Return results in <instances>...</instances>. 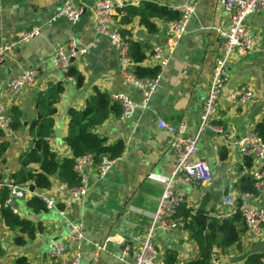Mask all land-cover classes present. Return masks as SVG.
Instances as JSON below:
<instances>
[{"label": "crops", "instance_id": "0c3cea01", "mask_svg": "<svg viewBox=\"0 0 264 264\" xmlns=\"http://www.w3.org/2000/svg\"><path fill=\"white\" fill-rule=\"evenodd\" d=\"M67 1L84 9L82 18L77 23L65 18L51 21ZM138 1L140 4L154 2L171 9L180 4V0ZM96 2L0 0V48L16 42L23 31L39 30V35L30 42L9 51L0 65V103L5 105L8 116L13 107L20 108L23 122L22 128L11 135L0 133V143L9 142L5 161L0 162L2 182L20 170L21 155L36 146L29 128L38 118L37 96L49 84L61 81L65 88L54 116V130L48 139L60 159L73 156L65 142L68 112L70 109L83 110L94 88L107 92L112 98L124 95L133 103L143 102L142 90L123 82L119 50L107 36L95 30L93 10ZM155 23L158 31L153 34L140 25L138 18L127 27L131 40L140 43L144 49L146 59L142 66H162L153 59L152 51L155 47L164 50L161 78L148 108L138 109L130 119L111 117L92 130L108 144L122 142L123 154L114 160L105 176H99L94 170L86 171L88 189L84 196H71L60 188L54 177L50 189L36 188L25 200L17 201L18 215L41 225L42 230L32 240L24 237L26 243L18 245L15 238L20 234L0 223V264H17L22 257L29 264H53L48 261L47 252L54 242H67L71 224L83 227L81 264H134L174 166L171 134L158 128L157 123L159 120L173 125L185 122L188 136L195 138L198 135L212 69L221 57L217 29L229 27L230 18L219 0H197L187 32L171 52L167 51V22L155 19ZM245 23L254 34L257 49L230 63V79L224 87L214 120L222 132L206 130L198 140L196 159L206 167L210 180L176 188L194 210L207 199L206 209L216 211L212 215L219 218L231 216L232 207L226 206L224 200L232 197L237 204L241 195L237 183L246 172L249 173V170H239L244 163L239 142L256 132L257 125L264 121V10L249 15ZM70 42H74L78 50L73 65L85 79L79 88L54 65L55 49ZM27 70L37 72L35 85L17 96L8 94V82ZM240 86H247L253 92V99L243 105L228 102V94ZM32 196L52 202L54 208L44 213L33 212L26 205V200ZM256 203L264 208V194ZM152 241L164 262L165 254L170 251L177 254L176 264H187L198 257V247L184 226L175 232L158 230ZM241 241L240 249L232 246L226 252L221 251L220 264H244L251 254L264 255V241L254 239L247 230ZM96 245L104 246V249L94 257Z\"/></svg>", "mask_w": 264, "mask_h": 264}, {"label": "built area", "instance_id": "2783aa9c", "mask_svg": "<svg viewBox=\"0 0 264 264\" xmlns=\"http://www.w3.org/2000/svg\"><path fill=\"white\" fill-rule=\"evenodd\" d=\"M197 0H180V4L173 10L180 13L177 21L167 22V51L171 52L176 44L187 32L188 23L196 11ZM138 0H97L93 10L95 30L98 34L107 36L112 44L119 50L122 62V77L124 84L133 85L143 92V102L133 103L124 95H115L112 99L119 102L122 107L120 119H130L138 109H147L154 91L161 78V72L154 79H140L133 72V61L129 56V45L119 33L117 16L124 7L139 6ZM219 5L228 13L230 24L227 28H219L217 32L221 40V57L212 69L208 90L205 94L201 123L198 135L195 138L188 136V126L185 122L173 125L159 120L158 128L171 134V150L174 156V166L171 176L166 182L163 194L159 200L149 234L135 257L134 264H165L160 259V252L152 241L156 231L175 232L183 227V220L175 217L176 208L187 203L182 192H177L178 185H192L210 180L206 167L196 159L198 153V140L206 130L222 132V128L214 124L223 96V90L230 79V63L234 58L245 57L257 49L256 40L252 31L246 26L245 20L251 14H258L264 10V0H219ZM85 11L81 6L71 1L65 2L62 10L52 18L57 21L65 18L71 23H77ZM39 35V30L32 29L20 33L16 42L0 48V65L6 60L7 53L20 44L30 42ZM78 54L74 42L59 46L54 51V65L63 75L68 73L73 60ZM164 50L155 47L152 51L153 59L164 65ZM162 66H160L162 71ZM38 74L35 70H27L21 75L11 79L7 84V92L12 96L19 95L24 89L35 85ZM253 99V92L247 86H240L231 91L226 100L232 104L243 105ZM0 130L7 135L13 132L10 129V117L6 114V107L0 103ZM240 152L245 160H252L250 175L255 181L256 194H241L239 211L245 223L247 232L256 240L264 241V208L256 201L264 194V139L257 132H253L239 142ZM114 160L104 157L100 163H95L92 155H85L75 159L74 169L81 178L79 187L69 188L60 184V188L73 197L84 196L88 189L87 170H94L99 176H105L112 167ZM9 190L6 206L14 213H18L17 201L25 200L32 195L27 186L14 182L11 178L6 182L0 181L2 188ZM49 209L54 208L50 201H45ZM226 206L232 207L235 214L236 202L232 197L224 200ZM83 240V227L81 224H71L67 242H54L47 252V259L53 264H81V242ZM97 257L104 246L96 245ZM71 247H73L71 249ZM126 255V254H125ZM223 257L219 249H215L211 256V264H220Z\"/></svg>", "mask_w": 264, "mask_h": 264}, {"label": "trees", "instance_id": "16d2710c", "mask_svg": "<svg viewBox=\"0 0 264 264\" xmlns=\"http://www.w3.org/2000/svg\"><path fill=\"white\" fill-rule=\"evenodd\" d=\"M180 13L158 3L143 1L139 6L128 5L119 11L117 21L121 37L128 42L129 56L133 61V72L140 79H154L161 72L160 66L153 68L142 66L146 59L144 49L138 42L131 40V33L128 26L136 19H139L141 26L151 34L158 31L155 19H162L166 22L177 21ZM67 78L73 79L76 87H82L84 76L73 64L70 66ZM63 82L51 83L37 96L35 104L38 118L35 119L29 128V133L33 137L37 147L23 153L20 157V170L11 175L15 183L28 186L33 184L38 190H47L52 186V179L57 178L59 184H65L69 188L79 187L81 178L75 171V159L77 157L92 155L95 163H100L104 157L111 160L119 158L124 152V144L117 142L108 144L105 138L92 132V130L104 124L111 117L119 118L122 114V107L118 101L105 91L94 88L91 96L88 97L83 110L70 109L68 112V132L65 142L70 148L73 156L58 158L52 150L49 138L55 126L54 116L57 113V105L64 92ZM10 129L12 132L20 130L23 126L22 111L18 107H13L10 113ZM256 132L264 139V121L256 127ZM1 134H5L0 130ZM9 148V142L0 143V162L5 161V154ZM225 158L226 154L223 153ZM252 160L246 158L240 167L241 172L250 170ZM34 167H38L37 170ZM2 174L0 171V181ZM241 194H256L255 181L250 173H245L237 183ZM9 197V190H0V223H3L13 232H18L15 242L24 245L27 239H34L38 231L42 230L41 225H35L28 219L22 218L18 213H14L10 207L6 206ZM208 200L193 209L187 203L176 208L175 217L183 220L192 241L198 247V257L187 264H211V256L215 249L226 252L229 247L241 248L242 235L246 232V227L242 215L239 211L241 199L238 200L236 213L228 218H219L212 215L214 210H207ZM26 205L35 213H44L49 210L45 200L38 196H32L26 200ZM2 250L0 249V254ZM263 254H251L244 264H263ZM177 254L167 252L165 254V264H176ZM17 264H29L26 258H19Z\"/></svg>", "mask_w": 264, "mask_h": 264}, {"label": "water", "instance_id": "95a60500", "mask_svg": "<svg viewBox=\"0 0 264 264\" xmlns=\"http://www.w3.org/2000/svg\"><path fill=\"white\" fill-rule=\"evenodd\" d=\"M35 147H37V145H36ZM27 187H28V189H29V191H30L31 193H34V192H35L36 187H35L33 184H30V185H28Z\"/></svg>", "mask_w": 264, "mask_h": 264}]
</instances>
